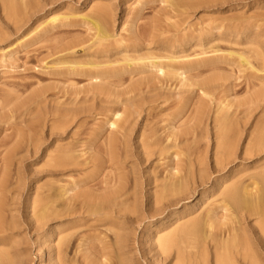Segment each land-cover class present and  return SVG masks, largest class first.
I'll return each mask as SVG.
<instances>
[{
    "label": "bare ground",
    "instance_id": "6f19581e",
    "mask_svg": "<svg viewBox=\"0 0 264 264\" xmlns=\"http://www.w3.org/2000/svg\"><path fill=\"white\" fill-rule=\"evenodd\" d=\"M31 1L0 0L1 9L8 21L12 22L11 27L14 30L20 28L25 10L33 6L29 5ZM66 18L67 16L63 21L59 20L60 22L56 16L50 18V24L48 25H51V22L54 23L56 19L59 24L52 23L53 25L43 30L44 34L53 32L64 24L67 25ZM80 19L90 30L95 31L92 43L88 47L91 50L88 54L89 59L87 61H77L64 58L65 55L74 57L78 53L76 48L83 45V42L77 39L69 41L62 45L60 49L63 55L59 57L60 60L58 59L60 61L58 65L60 66L57 72L66 75L85 76L90 86L83 91L84 96L80 99L77 97L80 94L78 92L74 93L75 98L73 97L74 99L72 98L71 101L70 99L63 102L55 101L56 109L51 114L53 122L47 127L39 126L38 123L36 124L37 127H35L36 125L30 126L28 132L21 136V140L7 150L2 157L4 170L0 177V264L28 263V239H17L21 234H27V231L34 235V244L39 254H41L40 262L45 257V264H132V259L123 257L126 255L125 249L130 243L129 230L131 229L125 227V225L131 222L138 224L147 217H149V221L154 220L155 217L164 214L166 208H173L174 210L168 215L169 219L167 221L169 222H167L163 233L155 240L158 256L161 257L160 264H163L172 256L174 258L173 264H208L211 261L214 264H242L247 258L251 263L259 264L260 250L258 247L253 246L255 245L253 240L246 236L241 223V219L245 218L248 213V216H255L261 221L259 223L260 229L264 231V192L261 190L262 188L260 190L256 188L258 184H255L254 181L252 182L256 186L253 188L250 187L252 182H247L246 185H243V182L242 186L240 182H238L239 185H227L220 190V202L217 201L219 203L213 204L212 208L209 205L210 209L206 207L207 209L203 210L204 213L196 215V217L188 218V215H177L178 211L176 209L182 200L180 195H189L193 189L194 172L192 167L194 159L192 157L199 156L197 150L200 145L196 146V140L199 139L198 135L200 133L202 135L201 131L205 129H200L202 125L199 122L204 118L206 120L205 114L207 113L205 112L209 110V107L205 104L198 106L194 114H190L186 118L187 120L183 122L187 125L185 129H181L180 124H176V121L180 122L179 120L184 117L186 106L191 100L190 98L185 99L177 89L188 86L192 88L194 83L197 88L199 82L194 81L202 75L205 68L219 70L222 66L221 63L227 64L228 62L229 65V63L233 64L234 62L235 64L237 61L229 62L233 55H237L240 59L239 62L251 71L244 80L246 81V91L252 92H249V97L237 106L238 109L242 108L241 112L249 116L253 112L258 98L264 99V89L261 91L255 90L258 86L259 88L264 87V75L261 74L264 73V68L260 66L264 56L261 51L252 50L255 54V64L251 61L252 59L250 60L247 57L248 55L245 57L247 50H228L227 54H218V52H222L219 48L212 46L207 48L203 44L207 41V36L209 37L212 34L211 28L206 29L207 31L198 32L197 35L194 33L191 35L183 34L164 41L143 44L131 43L129 38L113 31V14L108 5L94 7L91 13L80 16ZM174 28L178 29L177 27ZM237 28L238 26L234 25L228 27L227 30L237 32ZM1 31L0 42L4 41L8 35V32ZM179 33L177 31V34ZM222 35L220 33L219 38L216 40L222 39ZM239 36L238 34L235 44L240 46L244 44L243 42L249 45L255 44L251 37L241 42L238 40L240 39ZM210 42L212 41H208L207 44H210ZM152 44L154 46L149 47ZM196 46L201 47V50L190 53ZM245 49L250 48L246 46ZM154 50L160 53L152 52ZM143 51L146 53H142ZM13 52L9 55L11 56ZM248 52L250 53L251 50ZM6 56V53L0 54L2 63L5 62ZM135 70H140L142 74H145L147 70H154V73H150L153 78L143 79V82L134 83L126 90H119L118 88L125 83V80H123L124 74L126 72L131 74ZM238 77L240 78L239 75ZM220 80L219 77H208L203 79L198 86L204 89H213L218 81L220 83ZM224 80L228 81V78H224ZM256 81H259V83H256ZM174 82L177 83L174 84ZM231 83L228 81V84L223 83L224 85L221 84L220 86L229 90L232 86ZM143 84H145L144 87H142ZM157 84L162 87L165 86V89L168 88L170 92L168 94L161 93L150 98L145 96L144 88L161 89V86ZM173 85H175L174 88ZM51 89V87L35 89L27 101L31 102L29 104L34 102V105L35 102L43 103ZM174 90L177 91L174 92ZM139 97L142 99L136 100ZM1 98L0 104L3 101ZM3 98H7L6 94ZM160 99L163 104L170 103L173 99L175 105V111H169L168 118L161 119L166 120L167 124L164 126H168L166 133L168 135H165L166 138L164 136L165 140L161 139L160 134L161 138L159 135H155L160 132L158 126H153V131L150 128L152 126L149 127L146 124L151 119V112H146L144 105L149 103L151 106V103H156ZM225 101L231 102V105H226L223 101L224 104L222 105L219 102L220 105L217 104V109L214 112L215 116L213 114L214 128L212 129L215 132L213 149L217 163L220 160L222 161V157L232 158L237 150V144L235 143L237 137H234L235 139L231 135L229 137V131L236 130L237 122L232 120L233 111L226 110L228 106L230 108L234 103L227 99ZM5 103L7 102L4 100L2 104ZM70 104L71 107H67ZM169 106L168 104V108L165 109L172 108H169ZM238 109L235 108L234 114L240 112ZM143 112H146V115L143 116ZM164 112L162 111V113ZM83 114H88V116L95 114L97 117L105 116L104 125L109 126L111 133L108 136L105 134L106 137L104 138L105 127L104 125L96 126L99 123H97L98 120H95L97 117L94 118L95 126L91 124L92 127L88 130H81L84 125L80 121V117ZM40 121L42 122L41 119ZM152 121L153 119H151ZM231 121L236 123L232 126ZM242 127L243 129L239 132H246V125ZM155 128H158L159 132L155 133ZM165 128L167 129V127ZM257 128L258 125L255 126V131L250 135V140L255 141L254 144L247 145L243 151L245 156L251 155L252 152L259 155L264 151V128L259 132ZM204 133L203 131V135ZM252 135H255L254 138H252ZM11 137L12 135L10 139ZM102 137L101 146H98V140ZM132 138L137 139V145H140L137 154L143 162L148 161L154 155L160 156L165 153H168L171 158L182 159L185 156L187 158V161L183 158V161L181 159L175 160L174 165H169L171 168L167 174L168 176L166 175L167 177L161 175L163 179L160 180V176L158 177L153 173L157 177L155 176L147 181L149 185H152L147 191L154 190L153 201H151L150 194L144 197L152 206L148 216L138 208L140 199L144 195L142 185L146 181L141 180L142 176L134 169H131L133 177L131 178L132 175L129 176L131 182L127 180L128 178L126 179L123 173L117 175L116 170H114V168L123 169V167L125 169L127 166L124 164L133 154L131 150ZM67 139L68 141H65ZM22 144L23 147L26 145L25 150L22 149ZM2 147L4 148V145ZM200 149L202 148L200 147ZM201 153H203V150L202 152L200 150L199 154ZM25 156L37 160H46L44 170L33 177V180H36L35 183L33 182L34 185H28L23 190V192H26L28 203H30V206H26L24 213L31 222L26 220L27 218L24 219L23 212L20 214V204L18 200H15L17 192H13L15 185L24 186H22L23 181L19 177V173L16 178L14 171V177L10 175L12 171L9 174L10 166L12 168L14 160L17 157L23 158ZM115 158L119 160L112 163L111 161ZM180 161L183 163L185 161V166L187 164V171H185L184 176L181 172ZM106 164L114 172H109L97 181L99 172H103ZM87 165H90V169H92L88 174L79 179L68 180L73 174H82ZM128 167H126V171L132 168ZM126 171L124 173L128 175ZM9 176L15 178H10L14 182L10 181ZM45 178L49 179L42 184L41 181ZM125 183L131 185V187L128 188ZM34 188L35 191H32ZM255 188L257 190L252 192ZM230 207L233 208L231 217L227 214L231 213ZM219 208L222 209L223 213L221 211L220 214ZM15 212L19 214L17 215ZM127 214L132 216H127ZM228 219L231 224H228ZM85 227L89 228L83 230ZM100 228H102V231H100ZM106 238H109V241ZM189 239L192 241L189 242Z\"/></svg>",
    "mask_w": 264,
    "mask_h": 264
},
{
    "label": "rangeland",
    "instance_id": "374dc122",
    "mask_svg": "<svg viewBox=\"0 0 264 264\" xmlns=\"http://www.w3.org/2000/svg\"><path fill=\"white\" fill-rule=\"evenodd\" d=\"M29 5L33 6H31V8L28 7V9L25 10V15L24 18H22L23 20L20 28L18 30H14L11 27L12 22L8 21V18L5 17V13L1 9L0 2V30H2L1 32H8L6 39L0 42V54L6 53L7 55L4 63H2L0 60V89L2 88L1 92H3L4 90L3 93L0 92V97H2L1 99L3 101L5 100L7 102L5 103L6 105L2 104L3 101L0 104V177L4 170V162L2 160L4 153H6L7 150H9L16 142L21 140V136L23 134L25 135V133L28 132V128L30 126L33 127V125H36L37 123L39 126L47 127L48 125H50L53 122L51 114L56 109L55 106L57 101L63 102L67 99H70L71 101V99L74 97V93L78 92H80V94L77 97L80 99V97L84 96L83 91L90 86L88 85L89 83L86 80L85 76L66 75L62 73L60 74L57 72V70L60 66L58 65V63L60 62L59 57L63 55L60 50L62 45H65L67 42L74 39L83 42V45H81L82 47L76 48V51H78V53L75 54L74 57L65 55L64 58L77 61H87L89 59L88 54L91 50H89L88 47L92 43L95 31L93 29L90 30V28H88V26L81 21L80 16L91 13L94 7H105L108 5L113 14V31L116 34L121 33L123 36L129 38L131 43L135 42L138 44H143L148 42L164 41L167 39H173L174 36L183 34L191 35L192 33H194L197 35L198 32L207 31L206 29L211 28L212 34H210L209 37L207 36L208 39L206 42H203V44H205L204 46L207 48L209 46L219 48L222 52H218V54H227L228 50H247L245 57L246 55H248L247 57H249L250 60L252 59L251 61H253L254 64L256 60L253 51H261V54L264 56V0H32ZM92 6L94 7L92 8ZM54 16L59 18L58 21H63L67 16L66 20L68 21L69 25L64 24L62 25V27H58L53 32L44 34V29L48 28L54 23L59 24L56 19L54 23L51 22V25H48L50 24V18L52 19ZM8 22L9 24L7 25ZM234 25L238 26L237 32L227 30L228 27H232ZM174 27H177L178 29ZM177 31H179L180 33L177 34ZM220 33L223 34L221 36L222 39L220 38V40H216L219 38ZM238 34L240 35V39L238 40H240L241 42L251 37L252 41H254L255 44L249 45L245 44V42H243L244 44L242 46H240L239 44H235V42H237L235 40L237 39ZM210 40L212 42H210V44H207V42ZM153 46L154 44L149 45V47ZM246 46H248L250 49H245ZM200 50L201 47L196 46L194 50L190 51V53ZM250 50L252 53L248 52ZM11 52L13 53L10 56L9 53ZM152 52L160 53L157 50H154ZM142 53L145 54L146 52L143 51ZM249 54H252L253 56H250ZM230 59L231 61L229 60V62H237H235V64L234 62L233 64L229 63V65L228 62L227 64L221 63L220 65L222 66H220L221 69L219 70H210L208 68H205L202 75L197 78L198 80L196 79L194 81L199 82L197 83V88L196 85L194 86V83V87L192 86V88L188 86L189 88L182 87L183 89H177L185 99H191L186 106L184 117L179 120L180 122L176 121V124H180L181 129H185L187 127V125H185L183 122L187 120L186 118H188L190 114H194V111L198 106L205 104L209 107V110L207 111V107V112H205L207 113L205 114L206 120L204 118L201 122H199V124L201 123L202 125H199L200 129L205 128L203 129V131L205 132V136L203 135V131H201V135L199 129L198 131L200 135H198L199 139L196 140V146L200 145L202 149H200V147L198 146L197 152L199 151V156L192 157V159H194V164L192 167L194 172L192 179L193 189L191 190L189 195H180V198H182V200L176 209L178 211V216L188 215V218L196 217V215L198 216L199 214L204 213V211L207 209L206 207H208V209L212 208L211 206H213V204L216 205L215 203L220 202V190L224 189V187H226L227 185H239L241 183L242 186L243 182V185H246L247 182L250 183L254 181L255 184H258L256 188H258L259 190L262 188L261 190L264 192V151L262 153H259V155L254 152H252L251 155H243L245 147L247 145L250 146V144H254L255 142L254 140H250V135L255 131V126L258 125V132L262 128H264V99L260 97L258 98L257 104L254 107L253 112L249 114V116H246L243 112H241L242 108H237L240 102L246 100V98L249 97V92H252L246 91V81L244 80L246 75L251 71L239 62L240 59L237 57V55L231 56ZM260 66L264 68V59L260 63ZM231 69L234 73L230 71ZM151 72L154 73V70H147L145 74H142L140 70H135L131 74L126 72L123 76V80H125V83L118 89L126 90L134 83L138 84L140 82H143V79L147 80V78H153V76H151L150 74ZM261 74L264 75V73ZM238 75L240 76V78L238 77ZM213 76L221 78L220 83L218 81L215 84L216 87H214L213 89H204L198 86L200 82L203 81V79ZM224 78H228V81L232 82V86L229 90L224 89L222 88V86H220L223 83L228 84V81L224 80ZM222 81L224 82L222 83ZM176 83L174 82V84ZM256 83H259V81H256ZM144 86L145 84L142 85V87ZM158 86L161 85L159 84ZM42 87L52 88L47 93V99L43 103L35 102L34 105V102H32V104H29L31 102L27 101V99L29 98L31 93L35 89ZM172 87L174 88L175 85H173ZM261 88L262 87L259 88L258 86L255 90L261 91L264 89V87L262 89ZM190 89H192V91H190ZM144 91L145 96H147L148 98L158 96V94L161 93L168 94L170 92L168 88L165 89V86H161V89L157 88V90H155V88L151 90V88L145 87ZM176 91L174 90V92ZM4 93L6 94V97L8 99L3 98L5 96ZM141 95L143 96V94ZM15 96L17 97L15 98ZM139 99L142 98L139 97L136 100ZM173 99H171L172 101L170 100V103L174 105ZM225 99L230 100L232 101V103H234L230 108L228 106L226 110L229 109V111H233V113L231 112L233 114L232 120H235L237 124H239L238 126L236 124V130L229 131L230 134L228 133L229 137L230 135L232 138L237 137V141L235 140V143L237 144V150L236 154H234L232 158L227 159L222 157V161L220 160L219 163H217L213 149L215 144V132L214 129H212L214 128L213 119L215 116V109H217V104L219 106L223 101L226 105H231V102L228 101V103L225 101ZM167 103L168 102L164 103L166 104L164 105L162 103V100L160 99L156 103H151V106L149 105V103L144 105L146 112L150 111V118L153 119L152 122L151 119H149L146 124H148L149 127L150 125L152 127H155V125L156 127L158 126L160 132L157 130L158 128H155V133L159 132L155 135L160 134L162 138L160 135L159 137L162 140H165L166 136L168 135H166L168 126H164L165 124H167L166 120L164 121V119L168 118V113L175 111V105L173 106L170 103L168 104L170 105L169 108L172 107L170 108L171 110H166L165 108L168 106ZM224 103H222V105ZM69 106L71 107V104L67 107ZM235 108L236 110L238 109V111L240 110L241 113L239 112L234 114V111H236ZM161 109H164L162 111H165L167 114L165 112L162 113ZM146 112H143V116L146 115ZM242 113L244 114L243 116ZM152 116L154 117L152 118ZM96 117L97 115L95 114H92L90 116H88V114H83V116L80 117V121L84 125L82 126L81 130H88L90 127H92L91 124L95 126L94 118ZM101 117H97L98 119H95L98 120L97 123L99 122L98 124H96L95 122L96 126L104 125L105 116ZM99 118L101 121L99 120ZM162 118L164 119L161 120ZM40 119L42 120V122L40 121ZM141 120L142 119L140 118V121ZM232 122L233 121H231V124L233 126L236 122ZM105 125L104 127L106 133H104V138L106 137L105 134H107L108 136L109 133H111L109 126ZM245 125L247 131H242V133H240L243 129L242 126ZM35 127H37V125ZM152 127L150 128L154 131V127ZM165 127H167V129ZM17 132L19 133V135ZM71 133L72 131L70 132V134ZM11 135L12 137L10 139ZM254 136L255 135H252V138H254ZM155 137L157 138L158 136ZM248 140L250 143L248 142ZM65 141H68V139ZM102 141L103 137L98 140L97 145L101 146L100 142ZM5 142L8 143L6 144ZM2 144L4 145V148L2 147ZM131 144V150L133 154H131V156L128 158V161L124 165H127L126 167H128L129 165V167L132 168L128 167L130 171L128 170V168V171H126V167L125 169L124 167L123 169L114 168V170H116L115 173L117 175L123 173L126 179L128 178L127 180L131 182L129 176L132 175L131 178L133 177L132 170L134 169L135 172H138V174L142 176L141 180L146 181L143 182L142 185L144 195L140 199V205L138 208L141 212L144 211L146 216H148V213H150L152 206L151 203H149V201L144 197L150 194L149 196L152 197L151 201H153L154 190H150L149 192L147 191V189L152 186L149 185V182L147 181L151 180L156 175H158V177L160 176V180L163 179L161 175H165V177H167L169 169L171 168L169 167V165H174V163H176L175 160H180L181 158H171L169 157L168 153H165L160 156L154 155L148 161L143 162L137 154L139 152L138 147L140 146L137 145V139L135 140V138H132ZM24 146L26 147V145ZM196 146L195 148L197 149ZM25 147H23L22 144L23 150H25ZM200 150L201 152L203 150V153L199 154ZM183 158L185 159V161H187L186 156L182 157L181 161L184 160ZM36 160L37 159L29 156H25L23 158L17 157L13 162L12 168L10 166L9 171V174L12 171L10 174L12 175V177H14L13 174L15 172V178L19 173V177H21L23 181L22 186H24L20 187L15 185L16 187L13 189V192H17L15 195V200H18L20 204V214L23 212L24 219L27 218L26 220L30 222L31 220H29V217L24 213L26 206H30V203H28L26 192H23V190L28 185H34L33 182L36 180H33V177L37 176L42 170H44V163L46 160L39 159L37 160V162ZM118 160L119 159L115 158L111 162H117ZM181 161L180 167L182 168L181 172L184 176L185 171H187V164L185 166L184 163L186 162L184 161L183 163ZM223 166L225 167L223 168ZM104 167L105 169L103 170V172H99L97 181L101 180L102 177L109 172H114L111 171L109 167H107V164L104 165ZM91 170L92 169H90V165H87L85 166V170H83V172L85 171L84 173L82 172V174H73V176H71V178H69L68 180L72 181L73 178H82ZM125 171L128 172V175L127 173H124ZM153 173L156 175H154ZM182 174H180V176H182ZM12 177L9 176V179H15ZM11 179L10 181H13ZM48 179L49 178L43 179L41 181L42 184ZM219 181H221V183H219ZM222 181L225 183H223ZM238 182L240 183L238 184ZM252 183H250L251 188L256 186L254 185V183ZM125 184L126 186H128V188L131 187V185H128L127 183ZM260 184L261 186L259 187ZM256 188L255 190L253 189L254 191L252 192H255L257 190ZM77 190L78 188L76 189V191ZM32 191H35V188ZM220 209L221 208H219V212L221 214L222 209ZM173 210V208H166L164 214H161L159 217H155L154 220L149 221V217H147L145 220L138 224L132 222L130 224H126L125 227L131 228L129 230L130 243L129 246L125 249L127 253L123 257L126 259H132V264H160L161 257L158 256V248H156L157 244H155V240L163 233V230L167 226V222H169L167 221L169 219L168 215ZM231 210L233 212L232 207H230V212ZM232 212L230 214H227L231 217V214H233ZM16 214L18 215L19 213ZM127 216L132 215L127 214ZM245 216V218L241 219L242 227L245 229L246 236L253 240L255 244L253 246L258 247V249L260 250V254L258 256L259 264H264V231H261L260 229L259 223H261V221L255 216H248V213ZM229 223L230 220L228 221V224ZM86 228L88 229L89 227H85L83 228V230ZM101 229L102 228H100V231H102ZM34 238V235L32 233H28V231L27 234H21L17 237V239L19 240L28 239L27 247L29 256L27 257V264H45V257L44 260L40 262L41 254H39V252L37 251V247L34 244ZM259 238H261V240H259ZM106 240L109 241V238H106ZM188 241L191 242L192 240L189 239ZM174 250L176 249L174 248ZM173 260L174 258L172 256L163 264H173ZM208 264L214 263H212L211 261ZM242 264L254 263H251L247 258V260H245V262Z\"/></svg>",
    "mask_w": 264,
    "mask_h": 264
}]
</instances>
